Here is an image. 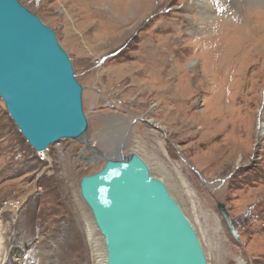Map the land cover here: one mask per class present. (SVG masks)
I'll list each match as a JSON object with an SVG mask.
<instances>
[{
    "label": "rangeland",
    "instance_id": "374dc122",
    "mask_svg": "<svg viewBox=\"0 0 264 264\" xmlns=\"http://www.w3.org/2000/svg\"><path fill=\"white\" fill-rule=\"evenodd\" d=\"M19 1L56 32L73 61L90 146L115 159L125 142L124 155L139 154L193 224L209 264H264L262 2ZM84 149L63 140L38 154L0 98L4 264L91 263L80 227L82 213L90 212L78 190L105 159ZM166 169L180 173L192 198L181 196ZM218 203L226 205L239 238Z\"/></svg>",
    "mask_w": 264,
    "mask_h": 264
},
{
    "label": "water",
    "instance_id": "95a60500",
    "mask_svg": "<svg viewBox=\"0 0 264 264\" xmlns=\"http://www.w3.org/2000/svg\"><path fill=\"white\" fill-rule=\"evenodd\" d=\"M0 98L38 154L71 140L105 159L101 170L81 178L79 191L105 241L107 264H208L191 221L147 162L124 155L123 147L113 159L90 146L73 61L56 32L19 0H0ZM218 207L239 238L226 205Z\"/></svg>",
    "mask_w": 264,
    "mask_h": 264
},
{
    "label": "bare ground",
    "instance_id": "6f19581e",
    "mask_svg": "<svg viewBox=\"0 0 264 264\" xmlns=\"http://www.w3.org/2000/svg\"><path fill=\"white\" fill-rule=\"evenodd\" d=\"M250 1H252V0H250ZM232 2L235 3V2H237V0H232ZM254 2H259V3L262 2V4L264 5V0H257V1H254ZM202 6H203L204 11H205V14H204L203 18L206 19V20H209L210 18L208 17V15L210 14V10L212 8H210L208 6V4L206 3V1L204 2V5H202ZM88 7H89V5H88ZM261 40L264 41V39H261ZM261 105H262V109L264 111V101L262 102ZM258 129H259V135L261 136V134L264 132V119H262L260 121V124H259V128ZM157 150H158V154L161 155L163 159H165L167 157L165 151H162L161 148H157ZM160 166L162 168H165V165L164 164H161ZM168 172H170V171H168ZM170 175L172 176L174 182L176 183V186L179 189L178 191L180 192L181 196H184L186 199L187 198L190 199V198H192L194 196L193 193H192V191L190 190L188 184L184 181L185 179L182 178V176L180 175V173L178 171L171 170ZM78 192H79V195H80V191L79 190H78ZM80 197H81V195H80ZM192 205H194V203ZM194 210H196L195 206H194ZM88 211L90 213H88V212H83L82 213L80 227H81V230H82V232L84 234V240H85V242H86V244L88 245V248H89L90 260H91V263L90 264H107V250H106V246H105V241H104L103 237L101 236V234H100V232H99V230H98V228H97V226L95 224V221L93 219V215H92L91 211L89 209H88ZM196 219L198 220L199 219V216H197ZM215 219H216V221L213 222V225H212L213 228L212 229H213V238L217 240V239H220L221 231L222 230H221V222H220L219 218L216 217ZM207 222H208V220H207ZM3 240L4 239L2 238V236L0 234V264H4V260H5L4 259L5 249L3 247V242H4ZM201 245H202V243H201ZM202 248H203V246H202ZM207 260H208V258H207ZM239 264H244V262L242 260H240L239 261Z\"/></svg>",
    "mask_w": 264,
    "mask_h": 264
},
{
    "label": "flooded vegetation",
    "instance_id": "af4514ba",
    "mask_svg": "<svg viewBox=\"0 0 264 264\" xmlns=\"http://www.w3.org/2000/svg\"><path fill=\"white\" fill-rule=\"evenodd\" d=\"M128 133H130V131H128ZM126 145V143L125 142H123L122 144H121V146H119V147H124ZM123 149V148H122ZM124 154V153H123ZM226 209H227V207H226ZM228 211V210H227ZM228 213H229V211H228ZM229 215H230V213H229Z\"/></svg>",
    "mask_w": 264,
    "mask_h": 264
},
{
    "label": "built area",
    "instance_id": "2783aa9c",
    "mask_svg": "<svg viewBox=\"0 0 264 264\" xmlns=\"http://www.w3.org/2000/svg\"><path fill=\"white\" fill-rule=\"evenodd\" d=\"M120 105H123L124 103L123 102H119ZM113 107L112 108H115L116 104H112Z\"/></svg>",
    "mask_w": 264,
    "mask_h": 264
},
{
    "label": "crops",
    "instance_id": "0c3cea01",
    "mask_svg": "<svg viewBox=\"0 0 264 264\" xmlns=\"http://www.w3.org/2000/svg\"><path fill=\"white\" fill-rule=\"evenodd\" d=\"M94 99H92V101H93Z\"/></svg>",
    "mask_w": 264,
    "mask_h": 264
}]
</instances>
